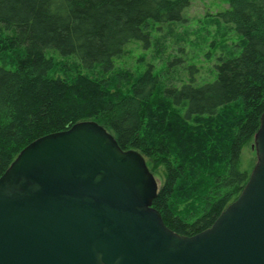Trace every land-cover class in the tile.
Returning <instances> with one entry per match:
<instances>
[{"label": "trees", "instance_id": "1", "mask_svg": "<svg viewBox=\"0 0 264 264\" xmlns=\"http://www.w3.org/2000/svg\"><path fill=\"white\" fill-rule=\"evenodd\" d=\"M242 38L214 81L117 71L149 27L184 20L192 0H0V177L34 141L94 121L164 175L153 207L181 236L210 228L242 193L264 113V0H221Z\"/></svg>", "mask_w": 264, "mask_h": 264}, {"label": "water", "instance_id": "2", "mask_svg": "<svg viewBox=\"0 0 264 264\" xmlns=\"http://www.w3.org/2000/svg\"><path fill=\"white\" fill-rule=\"evenodd\" d=\"M240 196L194 236L153 207L145 158L94 121L44 136L0 177V264H264V113Z\"/></svg>", "mask_w": 264, "mask_h": 264}, {"label": "rangeland", "instance_id": "3", "mask_svg": "<svg viewBox=\"0 0 264 264\" xmlns=\"http://www.w3.org/2000/svg\"><path fill=\"white\" fill-rule=\"evenodd\" d=\"M227 8L221 0H192L182 22L151 24L149 43H130L116 60L115 69L135 74L152 65L167 84H180L191 76L199 84L214 81L220 59L238 55L243 42L234 27L217 15ZM253 145L254 140L248 142L241 154V168L250 174L257 163ZM154 175L161 186L164 175L161 171Z\"/></svg>", "mask_w": 264, "mask_h": 264}]
</instances>
